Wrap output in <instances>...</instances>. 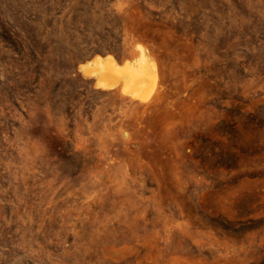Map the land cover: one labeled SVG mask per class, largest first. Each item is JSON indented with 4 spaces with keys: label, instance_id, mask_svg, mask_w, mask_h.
I'll list each match as a JSON object with an SVG mask.
<instances>
[{
    "label": "rangeland",
    "instance_id": "obj_1",
    "mask_svg": "<svg viewBox=\"0 0 264 264\" xmlns=\"http://www.w3.org/2000/svg\"><path fill=\"white\" fill-rule=\"evenodd\" d=\"M0 264H264V0H0Z\"/></svg>",
    "mask_w": 264,
    "mask_h": 264
},
{
    "label": "bare ground",
    "instance_id": "obj_2",
    "mask_svg": "<svg viewBox=\"0 0 264 264\" xmlns=\"http://www.w3.org/2000/svg\"><path fill=\"white\" fill-rule=\"evenodd\" d=\"M81 69L103 88L122 87L125 93L142 100L148 99L156 89L157 71L155 64L145 55L135 61L119 62L112 54H97L83 63Z\"/></svg>",
    "mask_w": 264,
    "mask_h": 264
},
{
    "label": "trees",
    "instance_id": "obj_3",
    "mask_svg": "<svg viewBox=\"0 0 264 264\" xmlns=\"http://www.w3.org/2000/svg\"><path fill=\"white\" fill-rule=\"evenodd\" d=\"M111 51L115 54V56L120 61L125 60L126 58L129 57V54L124 53L123 51H118L117 48L116 49H113ZM78 63H79L78 60L73 59L72 64H71V68H70V73H68V75H71V73L73 74L74 72H76V68H77ZM58 91L59 90L54 91L52 97H53V99H55V104L58 102L57 105H60V102L62 103V102H64V100L61 99V96H60L61 93L58 92ZM72 103L73 102L70 100V104H72ZM73 105H75V104H73ZM52 107H54V103L52 104ZM77 109L78 108L75 106L74 111H76ZM54 139L56 140V143H57L58 147L60 146L61 149L64 150L63 151V152H65L64 154L69 155L70 154V151H68V153H67V150H66V148L69 146V143H70L69 140L68 139H63V138H61V139L58 138V139H60L62 141L61 142V141L57 140V136L54 137ZM49 140H50L49 138L45 137V142H49Z\"/></svg>",
    "mask_w": 264,
    "mask_h": 264
},
{
    "label": "water",
    "instance_id": "obj_4",
    "mask_svg": "<svg viewBox=\"0 0 264 264\" xmlns=\"http://www.w3.org/2000/svg\"><path fill=\"white\" fill-rule=\"evenodd\" d=\"M103 56H106V55H103ZM89 60H91V59H89ZM89 60H87V61H89ZM87 61H83V62H81L80 63V65H79V68L81 69V65L83 64V63H86ZM82 70V69H81ZM83 72H84V70H82Z\"/></svg>",
    "mask_w": 264,
    "mask_h": 264
}]
</instances>
